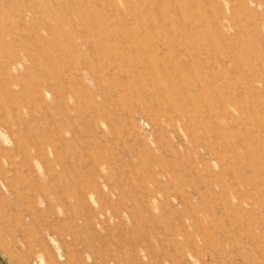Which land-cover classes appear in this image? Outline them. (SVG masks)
Returning a JSON list of instances; mask_svg holds the SVG:
<instances>
[{
	"label": "rangeland",
	"instance_id": "1",
	"mask_svg": "<svg viewBox=\"0 0 264 264\" xmlns=\"http://www.w3.org/2000/svg\"><path fill=\"white\" fill-rule=\"evenodd\" d=\"M0 264H264V0H0Z\"/></svg>",
	"mask_w": 264,
	"mask_h": 264
}]
</instances>
